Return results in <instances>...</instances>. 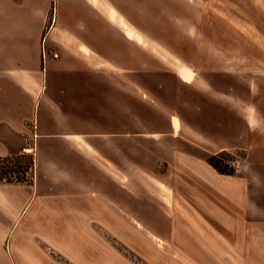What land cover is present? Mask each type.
<instances>
[{"label": "crops", "instance_id": "0c3cea01", "mask_svg": "<svg viewBox=\"0 0 264 264\" xmlns=\"http://www.w3.org/2000/svg\"><path fill=\"white\" fill-rule=\"evenodd\" d=\"M50 9L51 0H0V156L21 146L16 153L34 160L31 184L0 182V264H137L103 235L104 224L118 220L121 202L132 199L128 193L121 199L115 177L121 136L135 135V89L121 93L119 79L104 76L111 65L100 28L68 27L78 56L42 65L39 48ZM52 29L44 40L56 47ZM25 116L33 121L30 128ZM243 127L233 145L217 143L208 132L192 133L206 152L245 150L238 177L217 173L179 145L175 133L165 163L186 170L178 174L181 196L168 190L169 217L185 227H215L244 250L253 238L264 243V145L249 146V124Z\"/></svg>", "mask_w": 264, "mask_h": 264}, {"label": "rangeland", "instance_id": "374dc122", "mask_svg": "<svg viewBox=\"0 0 264 264\" xmlns=\"http://www.w3.org/2000/svg\"><path fill=\"white\" fill-rule=\"evenodd\" d=\"M83 26L103 33L105 63L111 65L104 76L117 77L121 93L135 89V135L121 136L115 177L121 199L128 193L133 202H121L115 225L104 224V237L137 264H157L168 255V264H264L261 240L253 238L243 250L237 239L215 227H185L169 217L168 190L179 194L178 174L186 170L180 163H165L169 144L177 138L207 165L217 156L215 163L238 177L245 150L206 152L195 145L199 141L192 133L208 132L217 143L233 145L248 123V145H264V0H51L39 48L42 65L63 55L76 58L77 41L68 27ZM51 29L57 33L56 47L44 40ZM128 76L134 78L129 83ZM24 118L30 128L31 117ZM19 148L8 156L26 155L34 161L31 154L16 153ZM32 174L33 165L11 176L29 185ZM154 214L166 227L159 228ZM178 235L186 239L177 240Z\"/></svg>", "mask_w": 264, "mask_h": 264}, {"label": "trees", "instance_id": "16d2710c", "mask_svg": "<svg viewBox=\"0 0 264 264\" xmlns=\"http://www.w3.org/2000/svg\"><path fill=\"white\" fill-rule=\"evenodd\" d=\"M217 157V156H216ZM216 157H210L208 160L209 165H211L219 174H223V175H231L230 173H228L227 171L221 169L216 163ZM20 159H27V162H25V166H22L20 164ZM33 165V161L32 158H27L26 155H21L18 157H0V182H7V183H11V182H19V183H23L25 182V180L21 177H13L11 175L13 174H17L19 175L21 173V171L23 173H26ZM14 167V169H12V167Z\"/></svg>", "mask_w": 264, "mask_h": 264}]
</instances>
